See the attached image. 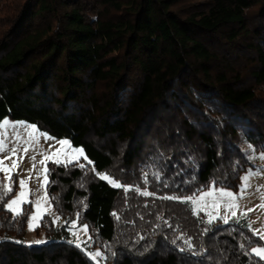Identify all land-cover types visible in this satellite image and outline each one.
Listing matches in <instances>:
<instances>
[{
	"label": "trees",
	"instance_id": "16d2710c",
	"mask_svg": "<svg viewBox=\"0 0 264 264\" xmlns=\"http://www.w3.org/2000/svg\"><path fill=\"white\" fill-rule=\"evenodd\" d=\"M4 117L68 138L92 161L49 163L46 189L63 219L80 212L118 253L105 247V264H261L239 248L258 244L244 223L214 222L204 234L189 206L126 199L91 169L143 188L142 172L162 167L170 186L152 180L157 196L210 181L236 188L251 164L243 145L264 150V0H0ZM158 214L207 254L174 250L178 232L155 229ZM26 218L13 223L0 204V264H95L49 216L48 243H15Z\"/></svg>",
	"mask_w": 264,
	"mask_h": 264
},
{
	"label": "snow or ice",
	"instance_id": "6c2138e0",
	"mask_svg": "<svg viewBox=\"0 0 264 264\" xmlns=\"http://www.w3.org/2000/svg\"><path fill=\"white\" fill-rule=\"evenodd\" d=\"M9 126L13 128L15 132L14 136H9L7 132ZM18 128H24L26 130L28 139L25 140L18 131H15ZM0 129L4 130L0 132V172L5 173V180L4 182L0 183V204H2L3 210L12 214L13 223L25 215L23 205L32 204L34 211L27 215V226L29 232H33L41 226L45 216L49 215L47 210L41 211V200L48 201L49 207H54L51 202L57 200V197H48L46 194L44 197L37 199L35 202L26 198L29 195V193L26 191V184L27 181L32 178L31 173L36 170V156L40 155L42 157L39 161L44 175V179L40 183L41 188H45L46 186H50L51 184L55 183V181H50L48 179V177L51 175V171L47 168L46 161H51L57 166H64L65 168H67L69 164H72L73 161L68 159L67 162H65L64 159L57 158L62 149H56L53 151V149L56 148L54 144L49 145V147L43 151H37L36 145L39 142V138L35 137V133L37 132V127L35 125L26 124L24 122H16L15 124H11V122L5 118L2 122H0ZM40 138H43L44 140L54 139L53 137L48 136L47 133H41ZM9 141H11V147H9ZM57 143L61 146H64L69 142L67 140H60L57 141ZM29 151L35 153L30 157L32 168L26 170L29 175L28 177H19L18 186L20 191L12 199H7V197L13 192L14 186L16 184V181L12 179V176L13 174L17 176L19 175L18 169L20 167V163H22ZM72 151L76 154L77 163L79 158L83 156V159L86 160L88 164H92V161L88 160L87 156L83 155V149L75 148ZM246 152L250 153L246 157L249 162L254 163L256 160L264 161V151H261L259 154H257L253 145L249 144ZM48 153H51V155H48ZM65 156H67V153H65ZM6 161H10V163H6ZM78 167L84 169L86 165L83 163H78ZM91 170L96 174V176H98L100 180L107 181L115 188H123L126 199L128 193L130 191H134L136 194L143 197H153L155 199L166 201H177L181 204L189 206L193 216L198 215L200 211L204 210V208L207 206L205 201L208 197H214L213 207L218 208L220 206L218 202L221 200L224 201V213L222 215L216 216L212 213H206L208 216L206 221L208 227L203 229V233L207 234L213 230L212 225L214 221L222 222L224 225H228L230 223H244L252 235L258 238V246L251 247L250 250H247L244 244H240L239 248L243 251L244 255L250 258L254 256L258 258L259 261H264V225H262L260 228H254L253 224L256 223V221L247 219L248 214L256 211L257 208L264 210V184L257 185L255 187V193L259 194L260 198L259 204L255 205L253 208H249L241 203V201L252 194L250 191L253 188L251 183L252 179L264 176V166L256 167L255 169L249 167L246 169L243 175L238 176L240 184L238 185L237 191L231 190L230 187H216L215 182H213V184L207 190H198V192L188 196H180L175 194L157 196L156 192L150 191L148 189V185L152 180H154L157 184H162L165 188L170 186L167 179L163 175L162 167H156L154 171L146 170L142 172V180L144 185L143 188L138 185H124L121 181L113 178L110 174L96 172L94 167ZM36 179L38 181L40 180V173L37 174ZM194 179L195 177H193V180ZM80 203L84 209H87L88 205L84 203V201H81ZM145 207H147V204ZM112 215L117 220L120 219V216H118L117 213L113 212ZM81 217L82 214L77 212L75 219L64 221V224L67 225V231L72 237H74V239H69L66 242L70 245H75L76 248L84 252L91 260H97L98 257H102L104 254L100 249L95 251H87V248L91 247L92 243H95L90 231V225L82 224L80 225L78 231H73V229L77 228ZM61 219L62 217L58 214L51 216V224L57 225V222ZM140 219H143V216H141ZM156 220L162 223H157L155 225V229H161L162 226L173 229L172 223L166 219L163 214H158L156 216ZM34 221H36L35 225L33 223ZM173 230L174 232H178V234L174 235V237L170 240L171 245L174 246V250H178L180 253H188L195 257H201L207 254L206 249L204 252L195 249L192 243V238L187 236V234L183 231H179V225H177L176 229ZM80 232L85 234L86 239L82 240L80 238ZM143 239L144 237L140 236L137 240V243ZM165 239H167V236H165ZM14 242L17 244L26 243L29 247L32 245L48 243V241L45 239H36L34 241L15 240ZM105 247H108L112 258L117 257L118 253L113 251L110 245H105ZM147 250L148 249L145 248V251ZM104 258L107 259L108 257L105 256Z\"/></svg>",
	"mask_w": 264,
	"mask_h": 264
},
{
	"label": "rangeland",
	"instance_id": "374dc122",
	"mask_svg": "<svg viewBox=\"0 0 264 264\" xmlns=\"http://www.w3.org/2000/svg\"><path fill=\"white\" fill-rule=\"evenodd\" d=\"M7 117H4L2 119H0V122L3 121V119H5ZM11 124H15L16 122H24L26 124H30V125H35V123H31V122H28L26 120H23V119H10V118H7ZM37 127V126H36ZM4 130L0 129V132H2ZM15 131H18L20 133V135L26 140L28 139L27 135H26V130L24 128H18L16 129ZM7 132L9 134V136H14L15 135V132L13 130V128L11 126L8 127L7 129ZM41 133H47L46 131L44 130H41L37 127V132L35 133V137L36 138H39V142L38 144L36 145V149L37 151H43L44 149H47L49 147V145H55L56 148L53 149V151H55L56 149H62L61 153L59 154V156L57 158H61V159H64L65 162H67L68 159H71L73 161V163H77L76 161V154L73 153V149L75 148H80L82 149L81 146H76V145H73L70 140L66 137H54L52 135H49L50 137H53L54 139L53 140H44L43 138H40V134ZM60 140H67L69 143L67 145H64V146H61L57 143V141H60ZM249 144H244L243 145V148L245 150V153H246V156L248 154H250L249 152H246V149L248 147ZM12 144H11V141H9V147H11ZM255 148V146H253ZM256 149V152L257 154H259L261 151H264L263 149ZM65 153H67V156H65ZM35 153L32 152V151H29V153L27 154V156H25V158L23 159L22 163H20V167L18 169V173L19 175H15L13 174L12 176V179L14 181H16V184L14 186V190L13 192L7 197V199H12L13 197L16 196V194L20 191V188L18 186V179L19 177H28L29 173L26 171L27 169H30L32 168V162H31V159L30 157L32 155H34ZM48 155H51V153H48ZM83 155H84V152H83ZM85 156V155H84ZM41 156L40 155H37L36 156V170L33 171L31 173V176L32 178L30 180L27 181V184H26V191L29 193V195L26 197L27 199H29L30 201H33L35 202L37 199H40L41 197H44L45 194L49 197L48 195V192H47V189L46 187L45 188H41L40 187V183L43 181L44 179V175H43V172H42V166L40 165L39 161L41 160ZM79 163H87L86 160L83 159V156H81L79 158ZM6 163H10V161H6ZM49 163H52L51 161H46V165L48 166ZM251 164L248 165V167H246L244 170L241 171L240 175H243L246 171L247 168L249 167H252V168H256V167H261V166H264V161H260V160H256L254 163L250 162ZM55 164V163H53ZM40 173V180L38 181L36 179V176L37 174ZM239 175V176H240ZM5 180V173L4 172H0V183L4 182ZM214 181H210L206 186L198 189V190H207L212 184H213ZM252 185H253V188L250 190L252 192L251 195H249L246 199H244L243 201H241V203L249 208H253L255 207V205L259 204L260 203V198H259V194L255 193V187L257 185H261V184H264V176L262 177H257V178H253L252 181H251ZM240 184V180L238 182V185ZM216 187H226V186H223V185H219V184H215ZM238 185L236 188H231V190L233 191H237L238 190ZM198 190L196 192H198ZM206 203V207L204 208L203 211H200L198 213V216L201 217L205 222L207 221L208 219V216L206 215V213H212L213 215H216V216H219V215H222L224 213V201H219V207H213V203H214V197H208L205 201ZM23 208H24V212H26V216L34 211V208L32 206V204H25L23 205ZM44 210H47L49 212V219L51 221V216H54V215H57L58 213L55 211V208L54 207H49V202L46 201V200H41V211H44ZM59 215V214H58ZM75 216L74 215L72 218L68 219V220H72V219H75ZM259 218V219H257ZM247 219L249 220H252V221H256V223L253 224V227L254 228H260L262 225H264V210H261L259 208L256 209V211L254 212H251L248 214V217ZM67 220V219H66ZM26 224H25V229H24V235H23V241H34L36 239H47V235H46V232L44 231V229L42 227H39L37 228L35 231L33 232H29L28 230V226H27V218H26ZM64 221L65 219H61L57 222V225L55 226H59L61 224L64 225V228L67 230V225L64 224ZM214 222H218V221H214ZM34 225L36 223V221L33 222ZM43 223L44 224H47V220H43ZM222 223V222H220ZM82 224H86L85 222H82V221H79L78 222V225H77V228L76 229H73V231H78L79 228H80V225ZM68 232V231H67ZM69 233V232H68ZM80 238L83 240V239H86V236L83 232H80ZM92 234V232H91ZM70 235V233H69ZM94 240H95V243H92L91 244V247H88L87 248V251H95L97 249H100L102 252H103V256L102 257H98L97 260H93V262L95 264H105V246L104 244L98 240L93 234H92ZM70 238L71 239H74V237H72L70 235ZM258 246V244H253L250 246L251 247H256ZM250 250V249H249ZM261 264H264V261H261Z\"/></svg>",
	"mask_w": 264,
	"mask_h": 264
}]
</instances>
